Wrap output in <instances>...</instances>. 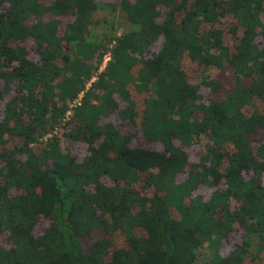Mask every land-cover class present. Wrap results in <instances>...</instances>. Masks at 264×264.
Segmentation results:
<instances>
[{
    "label": "trees",
    "instance_id": "trees-1",
    "mask_svg": "<svg viewBox=\"0 0 264 264\" xmlns=\"http://www.w3.org/2000/svg\"><path fill=\"white\" fill-rule=\"evenodd\" d=\"M98 4L0 0V264H193L201 246L211 264L253 260L264 0H117L130 29L96 42Z\"/></svg>",
    "mask_w": 264,
    "mask_h": 264
},
{
    "label": "rangeland",
    "instance_id": "rangeland-1",
    "mask_svg": "<svg viewBox=\"0 0 264 264\" xmlns=\"http://www.w3.org/2000/svg\"><path fill=\"white\" fill-rule=\"evenodd\" d=\"M98 3H99L98 8L93 13V16H92V19L95 20L96 23L94 24L93 28L91 29V36H90L91 39H94L97 42L103 38H108L109 36H112L113 34L119 35V34L126 32L130 29L127 21L125 20L123 14H122V12L117 7L118 6L117 0H98ZM112 5H114L115 7ZM70 18H71V16H69V14H67L66 17L64 16L63 18H61V21L66 20V19H70ZM107 59H108V55L104 54V56L102 57V60L100 61V63L97 66V70H96L97 72L102 70V68L104 67L105 61ZM95 63H96V61L93 59L92 64L94 65ZM187 73H188V76L191 78L199 76V73L193 69L187 71ZM214 73H215V71L213 69H211V70L206 71L205 74L207 76L211 77L214 75ZM228 78H225V76H224L223 86H228V83H229ZM225 88L226 87H222L221 90H219L218 92H214V93L211 91H207V92L203 93L202 100H207V99L217 98V96L218 97L222 96ZM260 107H261L260 102L253 101L252 104L247 106V109L251 110V111H253V110L257 111V110H260ZM58 130H59V128H55L54 132H58ZM260 135H261V133L253 135V137L256 139ZM200 140H201V141H199L200 143L204 141V139H202V138ZM11 143H13V142H11ZM198 144L199 143H196L195 145H192V147H190V156H189L190 160H191V158H193L196 155V152L199 149ZM79 152L77 154H79ZM195 193L198 195L205 196L209 193V189H205L204 187H200L197 191H195ZM230 205L235 206L236 203L234 201H230ZM46 225H47V221L44 218L40 217L34 226L33 233H35V234L39 233ZM101 235L102 234L99 233L98 231L94 230L92 232V237L101 236ZM107 237H109L111 239L112 247H122L124 240H123V237L119 233L116 232V233H114L110 236H107ZM82 241H83V245H85L86 240L83 239ZM223 247H226V246H223ZM249 252H251L253 254L255 253L254 254L255 258L253 260L246 258L244 260V264H259L261 262H264V246L258 245L257 241H255L254 239L251 242V245L249 247ZM193 264H211L209 251L205 248V246H201L197 249L196 260Z\"/></svg>",
    "mask_w": 264,
    "mask_h": 264
}]
</instances>
